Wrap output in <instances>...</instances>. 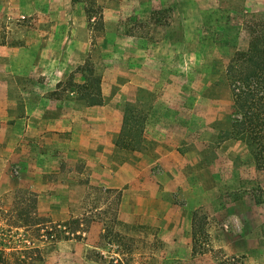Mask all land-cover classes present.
<instances>
[{"label": "rangeland", "instance_id": "obj_1", "mask_svg": "<svg viewBox=\"0 0 264 264\" xmlns=\"http://www.w3.org/2000/svg\"><path fill=\"white\" fill-rule=\"evenodd\" d=\"M199 5L201 12L196 0H0V264H264V172L235 174L249 163L250 151L232 134L227 76L237 53L249 49L248 27L264 30V0ZM162 26L173 28L167 46L155 43ZM62 42L65 49L54 54ZM47 43L55 44L53 50L41 52L50 56L40 52L28 66L26 47L43 50ZM156 45L164 56L157 64ZM62 76L68 77L56 81ZM52 88L51 96L69 90L78 105L93 109L86 112L87 125L119 128L111 132L114 166L133 156L158 173L161 164L152 160L160 144L195 155L202 186L168 198L179 206L190 202L188 243L178 242L179 234L164 240L151 225L120 218L126 190L129 205L135 192L142 207H152L144 176L139 188L128 184L119 192L89 184L77 190L70 211L48 208L59 192L44 186L45 208L37 207L36 194L20 180V131L10 141L1 128L5 121L21 125L22 91L37 97ZM83 115L78 107L79 123ZM49 148L52 157L41 164L47 183L58 166L55 148L40 146L42 152Z\"/></svg>", "mask_w": 264, "mask_h": 264}, {"label": "crops", "instance_id": "obj_2", "mask_svg": "<svg viewBox=\"0 0 264 264\" xmlns=\"http://www.w3.org/2000/svg\"><path fill=\"white\" fill-rule=\"evenodd\" d=\"M199 1L196 0V5L198 11L201 12ZM175 29L182 31L183 26ZM172 30L171 26L159 27L156 31L158 42L155 43H160L162 46L171 43ZM51 46H55V44L49 45L47 43L43 50L40 44L26 47L25 63L28 66H34L38 61L40 52L46 50L47 47L48 50H53L50 48ZM0 47H5V45H0ZM65 47V42L56 45L55 50H53L54 54L56 50H62ZM159 49L160 46L158 48L157 45L154 49L152 48V61H156V64L158 60L164 58ZM67 52L69 55L70 51L67 50ZM41 55L45 58L50 56L49 54L44 56V53ZM54 58L58 57L55 56ZM49 60H52V58H49ZM69 65L70 63H68ZM67 77H57L56 81L64 80ZM55 89L52 88L48 93L44 92L42 95H37V97L30 95L28 91L26 93L22 91V116L17 118L18 124L21 125H9L8 121H5V123L2 122L3 127L1 128L4 129V139L9 138L10 141L20 131L18 134L21 146V150L19 149L20 180L36 194L37 207L39 209L45 208L46 198L42 191L44 186H54L59 192L56 198H47L49 202H56V205H50L48 208L53 207L54 209L70 211L74 209L75 204L72 202L76 201L77 190H83L84 192L89 184L115 189H122L131 184L133 188H139L140 185L136 183L144 176L147 181L146 186L152 190L148 193L152 196V207H142L140 205V194L135 192L132 194L137 196L131 197L134 201L132 205H129V199H127L129 193L126 190L120 205V218L121 216L124 218L125 215L127 217L125 219H128L129 222L149 224L160 231L164 240L170 241L172 235L179 234L178 242L185 241L188 243L191 240V238H188L189 221L187 218L191 208L189 206L190 202L188 205L179 206L169 202L168 198L169 194L174 193L176 190L188 193L202 186L199 173L195 172L197 161L194 159L195 155H184L174 148H161L160 144L158 146L159 154L155 160H152L154 161L152 164L156 162L161 164V171L158 173L151 172L148 162L137 160L133 156L123 162L115 163L116 166H114L109 159L112 149L110 147L113 146L111 132L118 131L119 128L117 129L116 125H113V127L112 125H87L86 112L90 116L93 109L88 108L86 104L78 105L75 98L72 100L73 97L71 96L73 95L69 90L66 93L64 92L65 94L63 93V97L51 96ZM157 97L160 98L161 96ZM78 107L81 109V113L84 114L82 117L83 123H79L80 121L77 120ZM6 131L9 133L7 134ZM162 144L175 145L169 142ZM40 146H53L55 148L53 153L55 157L53 158L58 162V166L55 168L53 180L48 183L46 179L49 176L47 177L45 172L42 171L41 164L45 160L51 159L52 150L49 148L42 152ZM94 148H96V151L93 152L92 149ZM245 154L246 163H249L238 169L239 173H235L237 172L236 169L235 171L231 169L232 177L235 173L240 177L251 178L248 172H252L253 175L264 172V170L256 167L253 156L248 151ZM81 163L85 164L84 169H88V173L85 174L78 170ZM43 166L47 168L48 163L45 162Z\"/></svg>", "mask_w": 264, "mask_h": 264}, {"label": "trees", "instance_id": "obj_3", "mask_svg": "<svg viewBox=\"0 0 264 264\" xmlns=\"http://www.w3.org/2000/svg\"><path fill=\"white\" fill-rule=\"evenodd\" d=\"M248 28L251 36L249 49L238 52L227 68L235 106L232 134L236 140L246 144L256 167L264 170V30L253 26ZM128 116L126 113V124ZM109 190L119 192L104 188V191ZM117 201L120 203V197ZM196 229L197 226L193 231L194 238Z\"/></svg>", "mask_w": 264, "mask_h": 264}]
</instances>
